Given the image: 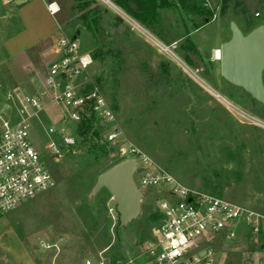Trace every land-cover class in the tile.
I'll list each match as a JSON object with an SVG mask.
<instances>
[{
  "label": "rangeland",
  "instance_id": "rangeland-1",
  "mask_svg": "<svg viewBox=\"0 0 264 264\" xmlns=\"http://www.w3.org/2000/svg\"><path fill=\"white\" fill-rule=\"evenodd\" d=\"M84 1L42 0L45 6L55 3L59 12L51 18L39 1L24 7L23 19L20 4L0 0V101L10 90L37 87V77L53 59L59 27L90 55L89 74L112 109L120 133L117 145H105V158L78 136L77 125L70 124L75 146L51 160L40 122L32 123L31 143L55 185L0 218V264H85L95 263L100 254L108 264L146 261L160 222L158 191L138 184L141 211L125 228L119 226L115 202L106 190L91 195L97 177L125 160L121 150L126 143L186 187L264 212V128L258 125L264 124V106L225 82L219 61L212 59L213 51L230 39L231 22L243 34L264 26V0H227L223 10L222 0H154L161 5L152 34L175 46L179 59L220 97L99 4L89 0L93 5L80 8ZM54 22V37L33 58L36 75H26L17 62L7 60L5 44L19 36L26 23L31 39L38 32H53ZM97 52L101 53L94 58ZM59 117L49 105L39 120L58 125ZM95 132L97 141L103 140L104 132ZM205 245L216 264H264V250L238 234L232 240L219 235Z\"/></svg>",
  "mask_w": 264,
  "mask_h": 264
},
{
  "label": "built area",
  "instance_id": "built-area-1",
  "mask_svg": "<svg viewBox=\"0 0 264 264\" xmlns=\"http://www.w3.org/2000/svg\"><path fill=\"white\" fill-rule=\"evenodd\" d=\"M92 1L167 54L211 95L220 97L179 59L174 53L175 46L165 45L114 0ZM46 10L51 17L59 12L55 3L47 4ZM57 28L55 57L46 67L40 88L35 93L13 89L0 101V218L55 185L54 177L30 140L34 121L41 124L47 138L44 149L51 160H57L62 149L75 146V137L68 132L70 124L78 128L82 122L90 120L96 131L104 132L101 143L114 146L119 141L113 111L89 74L90 55L80 50L76 38L64 35ZM212 59L220 60L219 49L213 51ZM49 105L60 113L58 125H43L39 120ZM3 114L9 116L3 117ZM258 125L264 128V124ZM121 155L135 164L136 187L139 184L148 191H158L161 198L156 201L160 222L154 242L145 252L150 264H216L205 242L219 235L232 240L238 234L264 250V212L186 187L131 143L125 144ZM132 263L129 259L116 264ZM85 264H108V259L100 254L95 263L87 260Z\"/></svg>",
  "mask_w": 264,
  "mask_h": 264
},
{
  "label": "water",
  "instance_id": "water-1",
  "mask_svg": "<svg viewBox=\"0 0 264 264\" xmlns=\"http://www.w3.org/2000/svg\"><path fill=\"white\" fill-rule=\"evenodd\" d=\"M20 2L22 1H17ZM229 31L230 39L219 48L220 76L225 82L239 88L264 106V26H258L243 34L231 22ZM135 171L132 160H122L102 172L91 191L92 196L102 189L107 191L115 202L121 228L135 221L141 211L143 194L134 183Z\"/></svg>",
  "mask_w": 264,
  "mask_h": 264
},
{
  "label": "crops",
  "instance_id": "crops-1",
  "mask_svg": "<svg viewBox=\"0 0 264 264\" xmlns=\"http://www.w3.org/2000/svg\"><path fill=\"white\" fill-rule=\"evenodd\" d=\"M17 1H22V2L17 3ZM39 1L43 4L42 0H14L15 4H20V8H21L20 16L23 19H24V16L21 13L23 12L22 10L24 9V7L26 8V7H29L31 5L37 4V2H39ZM43 6H44L45 11L47 13L46 6L44 4H43ZM48 16H50V15L48 14ZM54 24H55V29L53 32H49V31L47 33L46 32H38L36 34V36H34L33 38L30 39L28 37V34H27L29 27L26 23L25 26H27V27L24 29V31H22V33L19 36L11 39L10 41H8L5 44L4 50H5L6 55H7V57H6L7 60H9L12 63L17 62L16 64L18 65V67L20 69H22V71L26 75H29V74L36 75L37 71H36V66L34 65V62H33V58L36 55H41L42 54L41 50H38V52H37V49L39 47H41L46 41L50 40L51 37H54L55 32H56V23L54 22ZM40 52H41V54H40ZM54 57H55V47H54V52H53V58ZM41 81H42V77H37V82H36L38 84L37 87L33 86V87H31V90H29V88H28L29 91H27L25 89H20V90H22L23 92H26V93H35L40 88ZM33 84L35 85V83H33ZM145 259H146V261H141V263L142 264H150L148 258H145ZM133 263H134V261H133ZM17 264H23V263H17Z\"/></svg>",
  "mask_w": 264,
  "mask_h": 264
},
{
  "label": "trees",
  "instance_id": "trees-1",
  "mask_svg": "<svg viewBox=\"0 0 264 264\" xmlns=\"http://www.w3.org/2000/svg\"><path fill=\"white\" fill-rule=\"evenodd\" d=\"M117 6L123 9L128 15L134 18L137 22L144 25L150 32H156L157 24L155 18L157 16L156 8L160 7L161 4H156L154 0H114ZM184 1V0H183ZM222 10L224 9L227 0H222ZM93 3L89 0H85L79 7L86 8ZM132 5L133 7H131ZM101 53V52H100ZM100 53H94L93 57L97 58ZM185 59L187 57L185 56ZM261 105V104H260ZM78 136L83 138L84 141L91 142L93 149L100 153L102 157H107L108 152L106 151V144L97 141L96 130L94 129L93 123L90 120H85L77 128ZM122 161L121 159L118 162ZM116 164V163H115ZM113 164V165H115ZM111 165V166H113ZM107 167L105 170L110 168ZM104 170V171H105Z\"/></svg>",
  "mask_w": 264,
  "mask_h": 264
},
{
  "label": "bare ground",
  "instance_id": "bare-ground-1",
  "mask_svg": "<svg viewBox=\"0 0 264 264\" xmlns=\"http://www.w3.org/2000/svg\"><path fill=\"white\" fill-rule=\"evenodd\" d=\"M220 52V51H219ZM215 58V57H214Z\"/></svg>",
  "mask_w": 264,
  "mask_h": 264
}]
</instances>
